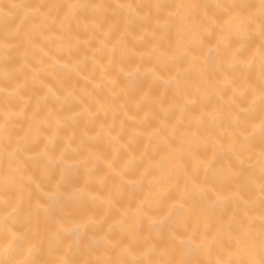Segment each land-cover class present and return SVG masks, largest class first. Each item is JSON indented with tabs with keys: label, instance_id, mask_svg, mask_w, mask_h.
Returning <instances> with one entry per match:
<instances>
[{
	"label": "bare ground",
	"instance_id": "1",
	"mask_svg": "<svg viewBox=\"0 0 264 264\" xmlns=\"http://www.w3.org/2000/svg\"><path fill=\"white\" fill-rule=\"evenodd\" d=\"M0 264H264V0H0Z\"/></svg>",
	"mask_w": 264,
	"mask_h": 264
}]
</instances>
